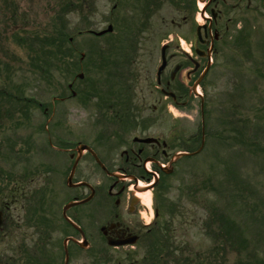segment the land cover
I'll return each mask as SVG.
<instances>
[{
	"label": "rangeland",
	"instance_id": "374dc122",
	"mask_svg": "<svg viewBox=\"0 0 264 264\" xmlns=\"http://www.w3.org/2000/svg\"><path fill=\"white\" fill-rule=\"evenodd\" d=\"M126 2L113 12L114 0H0V89L10 94L0 97V187L4 191L21 184L38 191L27 211L19 201L11 206V222L0 231V264H35L33 228L26 220L42 229L53 220L59 226L56 230L62 231L63 204L85 192L66 185L71 162L54 152L52 168L45 172L43 167L49 164L43 162L44 173L38 170L35 149L47 144L49 134L53 143L67 139L73 146L103 141L101 148L110 142L116 145L120 137L157 136L165 141L169 155L187 148L190 140L197 138L199 143L200 97L191 92V84L206 59L197 57L199 69L186 77L192 68L186 55L195 58L189 44L199 23L198 6H193V0H157L144 11L143 2L136 9ZM65 3L71 5L67 11L62 9ZM214 4L219 37L198 86L204 107V145L200 152L179 158L153 191L156 196L161 193L169 205L167 212L163 209L164 219L173 229L176 264L191 262L194 254L198 259L192 264H264V0H217ZM109 23H115L114 31L99 39L76 33L99 31ZM63 33L72 40L61 43L60 49L69 50L70 55L57 54V60L55 47L47 46L45 39ZM170 39L157 86L159 44ZM80 52H84L81 59ZM79 72L82 78H76ZM71 81L73 96L67 88ZM166 85L178 96V104L161 93ZM36 168V173L28 174ZM84 168L89 182L106 186V175L90 159L78 164L74 181L82 180ZM148 193L141 200L152 207ZM215 207L232 217L236 227L230 226L232 222L221 227L213 214ZM79 210L73 206L68 214ZM223 213L221 217H226ZM145 215V221L152 220L148 210ZM81 222L91 231L89 219ZM57 231L51 232L58 248L49 249L53 251L49 264H62V235ZM159 240L154 255L162 258L157 245L172 253L168 250L172 245L166 247ZM223 240H227L226 255L221 251ZM97 245L90 242L86 249L72 248L68 264H101L109 258L112 264H162L156 257L140 258L143 248H130L125 254L107 246L100 251ZM42 257L39 264H47V255Z\"/></svg>",
	"mask_w": 264,
	"mask_h": 264
},
{
	"label": "flooded vegetation",
	"instance_id": "af4514ba",
	"mask_svg": "<svg viewBox=\"0 0 264 264\" xmlns=\"http://www.w3.org/2000/svg\"><path fill=\"white\" fill-rule=\"evenodd\" d=\"M196 1L197 0H193V6H195ZM205 1V11L211 13L214 9L213 7H215L214 3L217 0ZM115 7H117V4L115 5ZM195 10L196 8L194 7L193 11ZM200 44L207 45L208 43ZM194 45H197L195 41ZM46 143V145L44 144L42 146H39V149H37L38 147H36L35 149V157L38 162H46L50 158L49 149L67 154V156L72 159V151L70 150L69 146L66 147L64 142H62V145H58L54 144L49 139ZM119 143L121 144L122 141H119ZM89 147L95 155H100L101 159L106 163L105 167L108 171L116 173L118 172L122 175H133L134 178L132 180H129L119 176H112L109 177V181L105 187L102 186L101 181L95 182V186L93 187V189H90L88 187L86 188V186H84L83 188L88 190L87 194L85 193L84 196L86 197L91 193L90 200L84 204H81L83 208L82 210H79L77 214L76 212H74L73 214H68V212H66L67 217L78 226V228L84 234L85 238L90 242L100 241L108 244L109 242L115 243L118 241L121 242L133 239L134 242L132 244L111 246L113 249H118V251L124 252L125 254H128L130 252V248H142V245L151 243L153 241V237L150 235L152 230L151 228L157 226V220L159 218L158 210L156 207H153L154 220L152 223H150V221L145 223L143 216L147 210L145 208L141 210L139 204L140 202L133 191L130 190L129 185L130 183H136L135 178H148V176H145L144 174L145 170L143 164L146 160L152 159L154 160V163L152 164H160L161 160L166 159L167 152L165 146L156 143H142L133 140L123 141V143L118 146L120 147L118 152H115L114 149H107L106 151L101 152V150L93 144H90ZM93 152L91 153L89 151H84L80 157L79 162L86 161L87 159L95 162ZM40 168H42V164L39 165L38 170ZM33 172L36 173L37 168L35 171L32 170V172L28 174L33 175ZM40 172L43 173L42 171ZM83 173L85 176L82 177L88 178L85 168L83 170ZM24 176L28 178L27 174H24ZM2 194L4 197L0 200V211L2 212V226L0 227V231H4L2 228L5 223L8 224V222H11V206L19 201L21 202V207L23 208V210L27 211L26 209L29 207L31 199L34 197V195L36 197L38 191L37 189L29 190L24 185L20 184V186L13 185L5 187L1 195ZM34 206L37 207L36 203H34ZM87 206H89L88 209ZM31 208L34 207L31 206ZM61 218L64 226L62 231L59 232L56 230L59 228V226L53 220L46 221V229H42V226H39L32 220H26V222L28 223L31 222V227L33 228L31 236L33 263L35 262V264H39L41 259H43L42 256H44L45 254L47 255L46 259L44 258L45 261L47 262V264L50 263L49 253L53 251H49V249L58 248V243L52 242V230L57 231L62 235L59 254H62L63 256L65 255L63 243L64 240H66L68 261L72 248H78L79 250L81 249L74 241L78 240L81 237V232L77 227H74L70 221L65 219L62 216V213ZM81 219H89V221L92 223L91 231H89L87 226H85L84 223L81 222ZM133 254H135V252Z\"/></svg>",
	"mask_w": 264,
	"mask_h": 264
},
{
	"label": "trees",
	"instance_id": "16d2710c",
	"mask_svg": "<svg viewBox=\"0 0 264 264\" xmlns=\"http://www.w3.org/2000/svg\"><path fill=\"white\" fill-rule=\"evenodd\" d=\"M57 40H59V42H61L62 41V37L61 36H58V37H53V38H51V39H48V43L49 44H53V45H56V46H59L57 43H56V41ZM74 52V51H73ZM66 52L65 51H61L60 50V48H56L55 49V54H54V57H56L57 56V54L58 55H63V56H68V54L70 55V53H69V51L67 52V55L65 54ZM57 58V60H59L60 58L59 57H56ZM55 67H59V65H55ZM2 90V91H1ZM3 90L4 89H0V97L1 98H3L4 97V95H7L8 93H4L3 92ZM8 95H10V94H8ZM12 97H10V99H11ZM19 99V98H18ZM2 100V99H1ZM218 211H220V212H218ZM213 214L215 215V217H216V221L218 222V223H220L221 224V227H223V223H227V225H226V227H228V225H229V223L230 222H232L233 223V218L232 217H230L229 215H226V213H223V212H221V210H219L217 207H215L214 209H213ZM221 213H223L226 217H221ZM219 214V215H218ZM232 223H230V226H235L234 225V223L232 224ZM236 224V223H235ZM209 226V225H208ZM225 227V228H226ZM236 227V226H235ZM209 228H211L210 226H209ZM239 232V231H238ZM240 234V233H239ZM226 235L227 236H229L227 233H226ZM217 236H219V235H217ZM232 236H234V235H232ZM227 239H228V243H229V245H230V247L233 249V248H235V244H234V242L232 241V239L231 238H229V237H227ZM245 243V241H242V242H239V246H242L243 244ZM227 244V240H223L222 241V247L224 246V245H226ZM235 250H237V249H235ZM222 253L223 254H225L226 255V252L224 251V247L222 248ZM192 261H196L197 259H198V256H197V254H194L193 255V257H192ZM171 260V262H170V264H176V262H175V258H173V259H170ZM190 260L191 259H187V264H192V261L190 262ZM162 261V263H164V264H169V262H167V260H165V261H163V260H161Z\"/></svg>",
	"mask_w": 264,
	"mask_h": 264
},
{
	"label": "bare ground",
	"instance_id": "6f19581e",
	"mask_svg": "<svg viewBox=\"0 0 264 264\" xmlns=\"http://www.w3.org/2000/svg\"><path fill=\"white\" fill-rule=\"evenodd\" d=\"M197 5H198V8H201L202 5H203V1H198ZM197 21H198L199 23H202V21H203V18L200 16V14L197 16ZM140 187H141V185L139 184V185L137 186V188L139 189ZM144 193H146V192L136 191V192H135V195L141 198V196H143ZM148 194H149V199H150V202H151V196H150V193H148ZM149 206H151V205H149Z\"/></svg>",
	"mask_w": 264,
	"mask_h": 264
},
{
	"label": "water",
	"instance_id": "95a60500",
	"mask_svg": "<svg viewBox=\"0 0 264 264\" xmlns=\"http://www.w3.org/2000/svg\"><path fill=\"white\" fill-rule=\"evenodd\" d=\"M163 66H164V63L162 64L161 67H163ZM199 79H200V78H199ZM199 79H198V80H199ZM198 80H197V81L193 84V86H192V90H193V91H196V84H197ZM167 94L172 95L170 92H168ZM182 154H185V153L176 154L175 157H178V156H180V155H182ZM164 170H165L166 172H168V170H167L166 168H165ZM68 206H70V204L67 205V207H68Z\"/></svg>",
	"mask_w": 264,
	"mask_h": 264
}]
</instances>
